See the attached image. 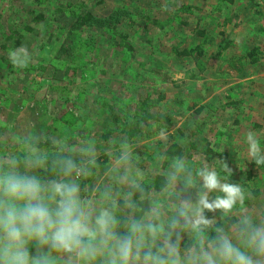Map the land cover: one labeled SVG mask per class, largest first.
Returning <instances> with one entry per match:
<instances>
[{
    "label": "rangeland",
    "instance_id": "1",
    "mask_svg": "<svg viewBox=\"0 0 264 264\" xmlns=\"http://www.w3.org/2000/svg\"><path fill=\"white\" fill-rule=\"evenodd\" d=\"M79 2L100 17L117 8L131 10L133 24L123 19L118 26L133 39L134 52H123L102 28L83 27L70 37L69 11L76 12L73 6ZM182 5H195L201 11L187 16L179 10ZM218 5L217 0H0V121L26 119L33 131L50 141L93 134L102 140L109 123L115 120L121 130L124 121L136 123L147 110L157 120L137 123L129 139L137 144L139 166L149 171L146 182L157 174L166 177L168 162L176 157L167 158L164 152L170 142H176L183 149L181 157L192 165L194 178L201 164L217 171L226 166L250 192L249 207L264 204V169L253 168L247 178L251 155L245 144L248 131H256L264 140V0ZM37 13L44 19L35 34H28L18 46L5 40V35L20 31ZM233 14L237 19L233 16L231 24L223 25L224 18ZM147 15L159 23L144 32ZM198 16L202 17L199 27L208 37L207 53L217 49L218 31H231L234 43L224 57L237 62L230 66L213 61L215 67L208 69L212 75L193 81L185 75L191 62L176 59L171 48L200 40L194 33ZM20 46H26L33 57L24 69L8 60V51ZM254 46L260 47L262 58L251 63L247 52ZM160 94L164 98L157 100ZM230 99L237 103L226 106ZM199 106L203 110L198 115ZM162 117L169 121H161ZM154 124L169 130L167 142L152 138ZM111 137L102 140L101 153L107 158L99 157L98 162L103 170L111 159L104 149L125 140L123 133ZM202 139L213 151L226 152L228 163L205 153ZM161 191L151 193L155 197ZM194 191L184 192L183 198H191Z\"/></svg>",
    "mask_w": 264,
    "mask_h": 264
},
{
    "label": "clouds",
    "instance_id": "2",
    "mask_svg": "<svg viewBox=\"0 0 264 264\" xmlns=\"http://www.w3.org/2000/svg\"><path fill=\"white\" fill-rule=\"evenodd\" d=\"M32 58L26 46L8 51L19 69ZM151 134L167 142L169 130L154 124ZM103 143L65 135L49 146L30 121H0V264H264V204L249 207L250 192L229 168L201 164L194 178L191 164L173 158L154 197L137 144L104 149L103 170ZM245 144L264 166L256 131Z\"/></svg>",
    "mask_w": 264,
    "mask_h": 264
},
{
    "label": "trees",
    "instance_id": "3",
    "mask_svg": "<svg viewBox=\"0 0 264 264\" xmlns=\"http://www.w3.org/2000/svg\"><path fill=\"white\" fill-rule=\"evenodd\" d=\"M218 4L224 2H232V0H217ZM218 5V6H219ZM74 8H77L76 12L70 9V21L71 26L69 30V36L73 34V31L81 30L83 27H89V28H102L105 30V32L110 36L112 39V42L116 40L118 43H120V46L122 47V51L126 53H133L135 50V47L133 45L134 41L133 39L129 38V34L121 31L120 27L118 26L119 23L126 19L127 24L132 25L133 21L132 19L134 17V13L131 10L117 8L111 11V13L108 16L100 17L95 15L91 10H88L86 5L82 2L76 3ZM73 8V9H74ZM85 8V9H83ZM126 8V7H125ZM216 8V7H215ZM221 7H217L216 9L220 10ZM179 10L182 11L185 15H193L194 11L200 12L201 9L195 5H182L179 7ZM234 18L237 19L236 15H230L229 17H225L222 24L227 25L231 24ZM192 18V17H190ZM196 20L195 23V29L194 33L197 35V37L200 39L199 41H196L194 43H187L184 46H173L171 48V53H173L174 57L176 59L182 58L184 60H187L191 62L190 67L185 71V75L189 79H192L193 81H197L200 79H203V76H206L208 74H211L208 69L214 68L215 65L213 61L217 63H227L230 66L233 64H236V61H234V58H226L225 52L226 50H229L232 48L234 43V33L231 31H225L220 30L218 31V47L217 49L208 54L207 53V47H208V37L205 33L204 29H201L200 21L202 20L201 16L194 17ZM44 19V16L42 13L34 14L31 17L30 23L23 26V28L20 31H12L8 35H5L6 41H15V45H20L24 38L28 34H35L36 33V26ZM159 22L157 19H152L148 15L145 16V23H143L142 30L146 32L150 25L158 24ZM180 23V21H179ZM181 24H187L186 21H181ZM233 28L237 27V23H233ZM63 45L60 47V50L63 49ZM247 57L249 58L251 63L258 62L262 56H261V49L260 47L254 46L247 52ZM240 71V70H239ZM164 98L163 94H160L157 96V100H161ZM235 103H237L236 100L230 99L226 102V106H233ZM203 110V106H199L197 109H195V112L199 115L201 111ZM229 110V109H226ZM149 120H157V116L150 114L147 110L143 111V115L136 123L125 122L122 124L123 128L121 130L118 129V124H116L115 120L111 123H109L108 128L105 133L101 135V138L103 141L107 142L109 141L111 136L117 133H123L125 135V139L129 140L131 137L135 134L136 129L135 125L140 122H147ZM161 121H169V117H162ZM191 121V119H189ZM234 122H237V118L234 120ZM171 137V136H169ZM200 143H205V153L209 154L213 159H216L218 162H221L223 164H227L229 159L227 156V153L224 151H213L209 146V142L206 139H202L199 141ZM49 146H50V140H49ZM183 149L180 145H178L176 142H170V144L167 146L164 155L167 156V158L171 157H181L182 156ZM100 159H106L107 155L104 153H101L99 156ZM249 165L251 166V169H249L246 172V176L251 177L252 172L250 170H253V168H256V170L261 171L264 169V166H259L255 163L253 158L251 157L249 159ZM232 182L237 183L236 179L233 177H230ZM166 177L161 174L154 175L152 179H150L148 182H145V187L150 191H161L163 190L165 186Z\"/></svg>",
    "mask_w": 264,
    "mask_h": 264
}]
</instances>
